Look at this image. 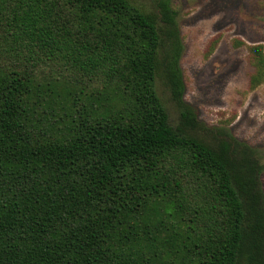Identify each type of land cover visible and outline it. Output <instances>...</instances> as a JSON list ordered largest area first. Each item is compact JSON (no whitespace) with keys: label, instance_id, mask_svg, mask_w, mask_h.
<instances>
[{"label":"trees","instance_id":"obj_1","mask_svg":"<svg viewBox=\"0 0 264 264\" xmlns=\"http://www.w3.org/2000/svg\"><path fill=\"white\" fill-rule=\"evenodd\" d=\"M176 17L0 0V264H264L260 157L185 102Z\"/></svg>","mask_w":264,"mask_h":264},{"label":"rangeland","instance_id":"obj_2","mask_svg":"<svg viewBox=\"0 0 264 264\" xmlns=\"http://www.w3.org/2000/svg\"><path fill=\"white\" fill-rule=\"evenodd\" d=\"M151 6V0H134ZM183 40L184 100L209 128H222L252 147L262 164L264 194V83L250 90L253 72L245 47H264V0H169ZM157 93L174 125L178 118L170 93L156 81Z\"/></svg>","mask_w":264,"mask_h":264}]
</instances>
